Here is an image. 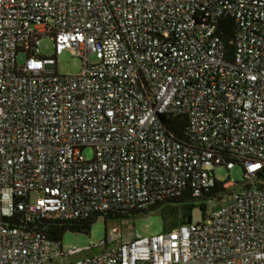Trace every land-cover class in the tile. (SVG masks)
Instances as JSON below:
<instances>
[{
    "label": "built area",
    "instance_id": "obj_1",
    "mask_svg": "<svg viewBox=\"0 0 264 264\" xmlns=\"http://www.w3.org/2000/svg\"><path fill=\"white\" fill-rule=\"evenodd\" d=\"M237 164L201 223L79 260L37 229L200 198ZM0 264H264V0H0Z\"/></svg>",
    "mask_w": 264,
    "mask_h": 264
},
{
    "label": "rangeland",
    "instance_id": "obj_2",
    "mask_svg": "<svg viewBox=\"0 0 264 264\" xmlns=\"http://www.w3.org/2000/svg\"><path fill=\"white\" fill-rule=\"evenodd\" d=\"M40 55L42 57L54 56V44L51 39L44 38L40 41ZM26 60L24 55H18V64H23ZM92 62H96L94 56L91 57ZM82 71V60L70 52L65 51L58 57L57 72L62 76H75ZM83 155L87 159H92L94 152L91 148L83 150ZM245 173L243 167L236 165L234 169L228 171L224 166L217 168L215 172V178L219 184H226L231 182L236 184L232 187L230 192L232 193L237 189V186L243 183ZM231 195V194H230ZM230 195L227 192L221 198H215L205 202L206 210L203 212L200 208H196L192 213V222L201 223L205 218L222 207L226 206L230 201ZM176 208L171 204L164 205L159 210L152 211L146 215L130 216L128 218H119L114 221H105L103 218H98L92 225L88 234H79L67 232L63 236L61 243L65 251L71 248H78L85 250L83 253L72 258V260H79L90 255H99L105 250V246L102 244L105 241L108 234L117 232L121 235L122 239H130L136 234L141 236H154L165 231V220L167 219L168 229L172 228L174 223L180 220L181 216L174 214ZM174 214V216L172 215ZM173 217V218H172ZM178 217V218H177ZM167 229V228H166ZM91 245L95 248L92 251H87Z\"/></svg>",
    "mask_w": 264,
    "mask_h": 264
},
{
    "label": "trees",
    "instance_id": "obj_3",
    "mask_svg": "<svg viewBox=\"0 0 264 264\" xmlns=\"http://www.w3.org/2000/svg\"><path fill=\"white\" fill-rule=\"evenodd\" d=\"M233 38V26L229 28L227 34L225 35V40L228 42ZM231 50V48H230ZM171 130L175 132V134L179 138H185V132L187 129V119L185 117L181 118H171ZM236 186V185H235ZM230 189H225L222 184L217 183L214 188L210 189L208 192L204 193L202 197L200 198H194L191 196L190 193H187L185 196L180 198V200L173 202L171 205L176 208V216H181L180 220L178 222L174 223L172 228L168 229V223L167 219L164 218L165 220V231L171 230L181 224L185 223H191L192 222V213L196 208H200L203 212L206 210L205 202L208 200H212L215 198H221L227 192L229 195L231 194ZM162 206H157L154 208H151L149 210L141 211L138 213H133L130 215H124V214H119V215H113L111 213H108L106 215H97L94 217H91L88 220L85 221H58V222H50V223H45L42 225L37 226V229L40 231L44 232L47 234V236L55 241H60L62 240L63 236L67 232H72V233H79V234H88L91 230V227L93 223L98 219V218H103L105 221H114L119 218H128L130 216H136V215H146L152 211L159 210L161 209ZM174 214L172 216H174ZM173 218V217H172ZM178 218V217H177ZM18 224V222H15ZM167 228V229H166Z\"/></svg>",
    "mask_w": 264,
    "mask_h": 264
}]
</instances>
